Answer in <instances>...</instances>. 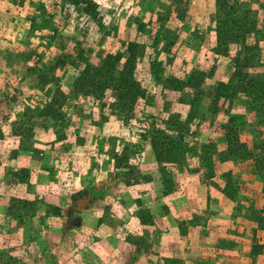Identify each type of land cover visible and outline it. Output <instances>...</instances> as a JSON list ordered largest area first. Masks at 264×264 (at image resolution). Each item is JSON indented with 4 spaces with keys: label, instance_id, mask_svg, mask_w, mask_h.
Masks as SVG:
<instances>
[{
    "label": "rangeland",
    "instance_id": "obj_1",
    "mask_svg": "<svg viewBox=\"0 0 264 264\" xmlns=\"http://www.w3.org/2000/svg\"><path fill=\"white\" fill-rule=\"evenodd\" d=\"M230 1L264 28V0ZM92 3L102 28L71 0H0V264H264V135L243 129L248 156L232 159L210 119L188 121L191 102L170 83L198 72L213 98L231 77L240 47L217 51L215 0ZM83 35L123 63L137 44L145 98L132 110L108 84L81 86ZM259 45L264 61V29ZM248 103L237 100L239 125ZM157 106L186 147L180 189L167 196L148 135Z\"/></svg>",
    "mask_w": 264,
    "mask_h": 264
},
{
    "label": "trees",
    "instance_id": "obj_2",
    "mask_svg": "<svg viewBox=\"0 0 264 264\" xmlns=\"http://www.w3.org/2000/svg\"><path fill=\"white\" fill-rule=\"evenodd\" d=\"M76 5L84 6V13L96 27L102 28L92 0H71ZM218 14L216 38L223 55H229L230 47L239 46V53L234 55V69L230 78L221 81L213 98H208L203 88V79L198 72H193L187 81L173 79L170 83L182 97L191 102L188 121L199 122L202 118L214 124V130L225 139L227 150L232 159H246L248 150L242 140L243 129L257 128L264 135V61L261 59L260 42L263 37V20L252 16L250 12L241 9L240 3L230 0H215ZM129 57L123 63L122 59L101 49L90 36L83 35L75 52L76 68L81 75V86H91L104 91L108 84L116 93L119 106L132 110L145 98V93L136 77L138 46L130 43ZM34 57L33 59H35ZM40 60H35L39 65ZM28 75L34 73L33 70ZM35 74V73H34ZM108 87V86H107ZM108 89V88H106ZM245 96L249 101V119L239 125L234 118L237 100ZM50 108H47L49 112ZM159 107L150 118L148 132L151 148L159 165V173L164 195H171L180 189V179L185 166V144L180 123L160 116ZM204 150H212L204 148ZM208 152V151H207ZM207 178L215 174L212 156H207ZM124 159L117 162L116 170L120 171ZM227 182L224 194L233 198L234 178L226 175ZM60 212V210H58ZM139 219L143 225L152 221L150 210H141Z\"/></svg>",
    "mask_w": 264,
    "mask_h": 264
},
{
    "label": "water",
    "instance_id": "obj_3",
    "mask_svg": "<svg viewBox=\"0 0 264 264\" xmlns=\"http://www.w3.org/2000/svg\"><path fill=\"white\" fill-rule=\"evenodd\" d=\"M73 224L74 226L76 227H80L82 225V219L81 218H76L74 221H73Z\"/></svg>",
    "mask_w": 264,
    "mask_h": 264
}]
</instances>
